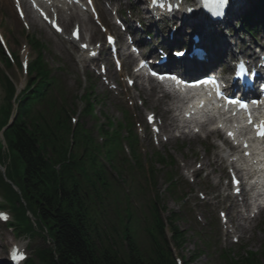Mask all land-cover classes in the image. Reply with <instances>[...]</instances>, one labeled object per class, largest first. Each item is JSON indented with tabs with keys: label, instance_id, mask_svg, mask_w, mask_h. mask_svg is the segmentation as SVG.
<instances>
[{
	"label": "trees",
	"instance_id": "16d2710c",
	"mask_svg": "<svg viewBox=\"0 0 264 264\" xmlns=\"http://www.w3.org/2000/svg\"><path fill=\"white\" fill-rule=\"evenodd\" d=\"M31 102L24 100L6 133L12 169L7 177L18 191L0 175V190L14 226L21 233H40L27 218L28 210L36 228L45 229L49 237L50 244L36 250L35 262L25 264H176L158 213L143 227L148 250H141L134 239L136 219L131 211L118 212L109 222V244L101 240L90 203L109 199L110 186L89 132L80 125L71 132L64 106L56 100L42 103L34 114L25 113ZM170 228L180 247L184 234L175 225ZM234 264L254 260L241 257Z\"/></svg>",
	"mask_w": 264,
	"mask_h": 264
},
{
	"label": "rangeland",
	"instance_id": "374dc122",
	"mask_svg": "<svg viewBox=\"0 0 264 264\" xmlns=\"http://www.w3.org/2000/svg\"><path fill=\"white\" fill-rule=\"evenodd\" d=\"M3 28L6 30L8 28V21H7V24H5L3 26ZM8 32L6 33L9 41L11 42V47L14 48V41H15V38L16 36H18V38H20L21 36V31H15V32H11L9 29H7ZM240 35L244 36L245 34L244 33H241ZM64 56V54L62 53L61 50H58V52L56 53L55 51L53 52H49L48 54V58L49 60L51 61V63H58V64H62V57L60 55ZM57 54V55H56ZM93 74L95 75V72H93ZM16 77V76H15ZM17 80H19V77H16ZM15 80V79H14ZM105 80L103 79H98L97 83L95 84V87H96V94L98 95H103L104 96V99H105V103L102 104V106L100 105V107H102V111L106 114H108L109 116L111 117H114L115 119H118L120 118V114L117 112V108L118 107H123L124 106V103L120 101V98L121 97H125V100L127 101V99H130L131 100V95L132 96H135L134 99H140L141 101V106L140 107H133V106H129V101L126 102L127 106L129 108H136L138 112L142 113V111H156L158 107H154V105L152 104V100H147L146 102L143 103V97L142 96H138V90H137V86L136 84L134 83L133 86L131 87H128L126 85V83H124V80H122V78H120V88L122 89V92L118 94L116 100L109 96V94L107 93L106 89H108V87L105 85ZM71 84V82H70ZM72 86V85H71ZM3 96V92L0 88V100ZM101 99V98H100ZM139 105V104H138ZM98 108V107H97ZM124 108V107H123ZM140 137L142 140H145V137L144 135H142V133L140 132ZM185 143V142H184ZM179 145V142H176L174 147L177 149ZM198 146H200L197 142L196 144L193 146V149L195 150V148H197ZM169 148V146H168ZM171 148H173V146L171 145ZM175 148L173 149H170V151L172 152V154L179 159L180 162H182V157L181 155L184 154V151L187 150V151H192L193 149H191L187 144H185L184 146V150L181 151V152H177L175 151ZM150 154V152L148 151L145 155L148 157V155ZM189 154V153H188ZM196 162H194L191 159H189L188 161H186L185 163H179L180 165H183V166H194ZM202 165H204V162L201 161L200 162ZM225 173V171L223 172ZM158 184H162V181L159 180L158 181ZM163 202L167 205L168 208L170 209H175V210H179L180 207L178 204H176L175 202H173L171 200V198H163ZM7 213V211H5ZM8 215V213H7ZM8 219H9V215H8ZM264 220V213H262L255 221H252L250 223V226L253 227V230L251 231L250 234H252V237L249 238V240H246L244 243H246V246L248 247L247 249H252V250H257V249H260L261 247V244H263V241H264V230L262 229V226H261V222ZM177 225L183 229L189 236L187 237L186 239V242H185V246L184 248L181 250L182 254H188L191 250H194L196 249L197 245L199 244L198 243V240L197 238L193 235V227H192V223H191V216L188 215V216H183L182 219H179L177 221ZM40 230V228H37ZM247 235V232L245 233ZM26 237V236H25ZM22 239H19V242L20 243H25L28 247L25 248L26 250V254L27 256H30L32 254V251L34 250V248L44 244L45 242L42 240L41 237H38V236H35V237H26V238H23L21 237ZM141 243H142V239L141 237H139ZM11 242V233L9 231H7L5 229V227L1 226L0 225V257H4L5 258V252H6V248L9 246ZM143 244V243H142ZM31 248V249H29ZM231 251L232 252H237V248L232 246L230 247ZM2 257V258H3ZM193 264H217V259L214 258V255L212 256L211 259L207 258L206 256L203 257H199Z\"/></svg>",
	"mask_w": 264,
	"mask_h": 264
},
{
	"label": "bare ground",
	"instance_id": "6f19581e",
	"mask_svg": "<svg viewBox=\"0 0 264 264\" xmlns=\"http://www.w3.org/2000/svg\"><path fill=\"white\" fill-rule=\"evenodd\" d=\"M238 1H240L239 3H241V7H242V10H241V12L244 10V8H247V6H248V3H247V1H244V0H238ZM96 2L98 3V2H100V0H96ZM237 7H239V9L241 8L240 6H237ZM237 10V9H236ZM98 13L100 14L101 13V16L102 17H105V13L102 11V9H101V6L100 7H98ZM74 14H78L76 11H74ZM263 15H264V13H263ZM187 16V15H186ZM186 16H184V17H186ZM26 17L30 20V25L32 26V28H34V27H36L35 25L36 24H38L37 23V21L29 14V13H27L26 14ZM193 19H188V20H186V21H184V23H182V26H183V29L184 30H188V29H190V28H192L193 26H197V27H200L201 26V24L202 25H204V24H206V23H208L209 22V20L208 19H206V18H204V21H202V22H200L199 20H198V18H197V16H193L192 17ZM78 22H80L81 24H82V26H83V31L85 32V33H88V40H90V39H92V37H93V35H95L96 33H95V29L92 27V26H88L87 25V23H90L88 20H82L81 18H77L76 19ZM13 23L14 22H17L16 20H13L12 21ZM225 24H231V21L229 20V21H225L224 22ZM172 23H170L169 24V26H172L171 25ZM208 26H210L208 29H204V30H198L199 32L198 33H201V35H206V36H209L210 38H215V37H217V35H215V34H213V33H211L212 31H211V28H213V26H212V24L211 23H209V24H207ZM216 28H217V30H219L220 32L222 31V26L221 25H217L216 26ZM178 29H180V25L178 26ZM203 38H205V37H203ZM202 38V39H203ZM202 39H200V40H202ZM86 42V41H85ZM68 43L69 44H72L73 42L72 41H68ZM219 43H221V44H224L225 46H222L221 48H219ZM174 45H179V42L178 41H172V42H170V43H168L167 45H164L165 46V48L167 49V50H170L172 47H174ZM233 46V44L231 43V42H229V40L227 39V38H225V37H217L215 40H214V42L213 43H211V44H209V45H206V48H207V55H208V57H210L209 58V61L211 60V59H213V58H215V56H214V49H211V48H215V50H217V51H219V52H226V51H228V53L229 52H231V47ZM213 50V52H211ZM88 50L87 51H85V52H81L77 57H76V59L78 60V61H84L85 59H86V57H87V55H88ZM68 55V57H70L69 56V51L67 50V49H65V56H67ZM70 60H71V58H70ZM69 60V61H70ZM217 60V59H216ZM199 66L201 65V63H197ZM107 73H108V76L109 75H112V80L115 78V75L112 73V71H111V69H110V67L108 68V70H107ZM139 86H141V85H139ZM151 91H152V88H150V89H148V90H144V88H143V86L140 88V92L145 96V97H152L153 96V94H151ZM221 161V159H218L217 161H213V164H214V166H217L218 165V162H220Z\"/></svg>",
	"mask_w": 264,
	"mask_h": 264
},
{
	"label": "snow or ice",
	"instance_id": "6c2138e0",
	"mask_svg": "<svg viewBox=\"0 0 264 264\" xmlns=\"http://www.w3.org/2000/svg\"><path fill=\"white\" fill-rule=\"evenodd\" d=\"M229 0H201V6L208 11L212 16L215 17H222L224 15V7L228 4ZM153 3H158V0H153ZM191 11V9H189ZM177 55H182V53H177ZM241 67H243L241 65ZM239 75V73H238ZM175 79V77H173ZM232 103H240L239 101H232ZM241 107H245L246 105L241 104ZM151 119V117L149 118ZM251 122V121H249ZM230 136H232V133H229ZM257 135L264 137V122H262L260 125L257 126ZM0 218L7 219L6 216H3L0 214Z\"/></svg>",
	"mask_w": 264,
	"mask_h": 264
}]
</instances>
